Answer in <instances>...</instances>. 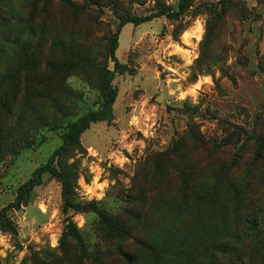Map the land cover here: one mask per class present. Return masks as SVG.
<instances>
[{"label": "rangeland", "instance_id": "1", "mask_svg": "<svg viewBox=\"0 0 264 264\" xmlns=\"http://www.w3.org/2000/svg\"><path fill=\"white\" fill-rule=\"evenodd\" d=\"M234 1L220 20V0H193L179 20L160 16L122 27L115 55L124 72L112 81L113 120L91 123L80 147L55 160L58 174H44L29 201L8 211L14 230H0V264H73L79 258L82 264H127L116 252L119 246L131 264H140L146 246L166 237V246L186 251L183 264H260L251 224L264 212V158L255 157L256 138L264 137V73L257 67L259 60L264 67V0ZM31 4L11 5L21 15V41L32 25ZM159 4L176 8L177 0H115L113 7L110 0L53 1L54 26L32 44L33 59L47 66L33 76L17 74L1 87L15 99L2 122L0 209L60 146L66 123L99 107L102 69L106 63L113 68L107 38L120 13L144 16ZM241 7L248 13L244 19L236 12ZM210 21L208 57L200 59ZM180 22L186 28L174 39ZM10 31L0 20L1 37L14 35ZM54 33L59 40L50 47ZM231 125L246 131L236 143L228 136ZM62 176L69 183L68 205ZM231 185L241 193L236 215L239 194ZM181 187L190 196L184 203ZM98 211L131 236L116 237ZM214 218L228 225L212 246L196 235L195 224L202 219L209 228ZM69 224L75 235L66 234Z\"/></svg>", "mask_w": 264, "mask_h": 264}, {"label": "trees", "instance_id": "2", "mask_svg": "<svg viewBox=\"0 0 264 264\" xmlns=\"http://www.w3.org/2000/svg\"><path fill=\"white\" fill-rule=\"evenodd\" d=\"M54 0H32L31 10L33 12V18L31 20L32 25L29 27V32L27 33V38L23 41L20 40L19 35V17H21L18 9L14 6L13 0H0V20H6L7 24L10 25L11 31L14 30L13 33H10L6 37H1L0 33V66H4L3 70H0V143L4 138L5 128L2 125L3 117L5 114L11 113V107L14 103V95L13 91L5 93L1 91L2 84L9 81V83H13L17 77H20V74L24 72L26 75H34L35 71L37 73L41 70L43 66H47L46 63L42 64L41 58L37 57V60L33 59L34 48H32L33 41H39L41 39L45 40L46 35L49 31L50 26H54L51 16V6ZM58 2H67V0H58ZM193 0H177L176 8H172L163 4H159L156 11L144 15V16H136L129 15L121 12L119 15V22L117 27L113 33H111L107 38L106 44V52L108 56L107 61H111L113 63V68L109 69L107 63L104 65L101 73V79L99 83V92L101 102L98 108H93L87 110L80 116H78L74 120H70L66 123L62 133H61V144L56 149L52 151L50 156L47 158L46 162L34 169L29 178L25 180L16 191L15 199L7 206L0 209V230L3 231H12L13 225L8 216V211L11 209L18 210L22 205H25L27 201L31 198L33 193V189L42 183V177L44 174L48 175H57V169L55 168V160L67 154L70 150L74 148L80 147V136L81 134L89 128L91 123L95 122H111L114 118L113 114V104L115 102L117 96V90L113 87L112 81L115 73L122 74L124 72L123 65L118 61L115 52L118 47V39L121 29L126 24H132L137 26L141 23L151 21L154 18H158L160 16H165L169 19L179 20L181 17L187 12V10L191 7ZM220 9L215 14L218 20L227 16V14L231 13L236 5L234 0H220ZM110 4L113 7L115 5V0H110ZM239 16L241 18H245L247 16V11L243 10V7L238 9ZM37 16V19L35 20ZM5 18V19H4ZM23 22V20H22ZM209 26L210 23H207L206 27V35L204 37V41L201 44L200 51V59L207 58L208 52V42L210 36ZM186 28L185 23L180 22L178 25L174 26L172 30V37L174 39H178L179 35ZM10 31V32H11ZM57 32V30H53ZM58 33V32H57ZM54 33L52 35L50 47L55 46V42L57 43L59 40V35ZM20 40V42H19ZM31 47V48H30ZM37 48V47H36ZM18 51V54L16 53ZM19 51L22 52L21 57L24 58L23 61L18 58ZM264 58V56L262 57ZM257 67L264 73V67L261 60H259ZM5 69V70H4ZM18 83V80H17ZM232 130L228 132V136L232 137L235 140V143L241 139L242 134H246V131L242 129V127L238 125H231ZM230 142V141H229ZM256 142L260 145V148L255 152V157L258 159L264 158V154L262 150H264V137L258 136L256 138ZM230 144V143H228ZM263 160V159H262ZM236 162L232 167H235ZM231 167V169H232ZM264 171V167L262 168ZM68 178H71L68 173H66ZM62 185H63V199L66 205L69 204V183L66 178L62 176ZM234 191L239 194V187L235 185H231ZM186 188V187H185ZM184 191L183 200L181 203H184L186 199H189V195L187 196L185 193V189L183 187L179 188ZM216 190V189H214ZM188 197V198H186ZM212 198L214 202L219 201L218 192L212 194ZM241 193L239 194V198L237 199V203L235 207H233V214L236 215V211L240 209L241 204ZM172 201V200H171ZM197 205V204H196ZM214 208L217 210H225V208H216L215 204ZM200 210V208H198ZM199 214L202 212L199 211ZM260 212L256 213L260 217V220L257 224H251L252 229L255 234H257V260L260 261V264H264V218L260 215ZM100 217L105 222L107 227L115 234L116 237L120 239H127L131 236V234L121 225H118L113 218L106 215L103 212L98 211ZM237 218V217H236ZM235 218V219H236ZM244 221V220H242ZM224 225H219V218H214L210 222L209 228L203 223L202 219H198L196 221V235L207 237L208 242L213 246L217 242V235L223 229L227 228L228 222L223 218ZM239 225H242L240 221H238L239 232L241 231ZM75 235L76 230L71 224L66 226V234ZM169 242V237L165 238L163 241L159 243H152L151 245L146 246L148 251V255L143 259L140 264H183L184 259H188L186 251H183L182 248L178 246H166ZM170 245V244H167ZM117 254L122 258L124 262L127 264H131V257L127 253H125L122 247H117ZM85 256V254L83 253ZM33 264H42L40 259H35ZM73 264H82V258H79Z\"/></svg>", "mask_w": 264, "mask_h": 264}]
</instances>
